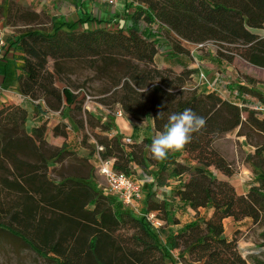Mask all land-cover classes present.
<instances>
[{"label":"trees","instance_id":"trees-1","mask_svg":"<svg viewBox=\"0 0 264 264\" xmlns=\"http://www.w3.org/2000/svg\"><path fill=\"white\" fill-rule=\"evenodd\" d=\"M2 1L0 17L5 25L18 29L5 49L13 47L14 66L20 71L15 90L29 100L35 113L61 112L66 102L85 113L86 119L77 121L79 126L86 121L89 127L110 130V120L91 117L83 110L84 100L70 91L67 66L82 62L107 84L101 105L109 109L118 105L138 121L151 114L157 132L164 130L169 115L186 108L205 118V126L182 150L193 163L180 161L174 152L164 160L154 159L150 149L145 156L140 145L124 143L125 137H106L97 145L104 147L102 158H114L115 170L134 178L135 167L144 169L150 162L158 165L156 180L161 183L170 165V175L176 178L174 197L196 212L212 209L210 217L197 216L175 230L165 248L159 230L145 215L123 207L84 177L52 168L65 159L79 158L65 146L49 145L45 124L28 131L27 108L0 101V230L13 238V244L28 246L53 264H167L169 249L179 250L185 264H264V259L243 257L236 237L224 233L227 218L264 223V117L249 108L264 105V95L239 83L236 98L225 99L216 91L186 87L192 70L176 73L155 64L162 39L173 53L188 54L184 43H213L220 47L216 57L227 63L239 57L264 68V35L257 32L264 28V0H131L134 8L125 28L84 29L37 13L29 5ZM67 125L55 126L53 133L66 136ZM236 128H248L262 137L248 157L255 177L246 194L226 179L234 168L213 145ZM146 202L144 211H156L168 224L165 204L149 198ZM173 222L179 223L176 218Z\"/></svg>","mask_w":264,"mask_h":264},{"label":"crops","instance_id":"crops-1","mask_svg":"<svg viewBox=\"0 0 264 264\" xmlns=\"http://www.w3.org/2000/svg\"><path fill=\"white\" fill-rule=\"evenodd\" d=\"M14 1L20 4L29 5L35 12L45 13L49 17H54L57 21H61V22L66 21L69 23H75V27L77 29L95 28L101 26H108L110 28L119 26L125 28L127 24L131 22L130 13L134 8V5L129 4L131 0H117L114 5H109L101 0H14ZM1 2L2 0H0V3ZM0 26L4 27L6 32L8 33L10 27L5 25L1 17H0ZM257 32L260 35H264V28L258 30ZM15 35L16 33H14L12 37L14 38ZM162 42L164 43L163 45L165 46V48H167L168 51L172 53L171 56L175 59V67H177V70H175L176 73H179L184 69L192 70L193 73L191 74L190 79L194 80V74L197 73L198 68L200 70H202L201 68H204L207 71H211V70L215 71L214 73L216 76L215 78L218 82L216 86H214L213 88L202 87V89H199L198 88L199 85L197 84L195 85L194 88H198L203 92L216 91V93L220 95L222 98L232 100L236 98V94H237L236 89L238 84L249 83L248 80L246 81L245 79L239 76V73L236 69V65L238 66V63L234 64V61L232 63H227L226 61L217 58L214 52L213 53L211 52V56L209 60L206 61L204 58H200V56L197 55L198 52L201 51V48L200 50L199 48L198 50H195V48L193 47V45L195 46V44H189V43H184V46L187 49H189L188 54L173 53L168 42L166 41L167 42L166 43L165 40L161 39L160 44ZM12 48L13 47L4 51V53L0 56V64L4 65V70L0 72V86L2 88V90L0 91V101H11L15 104H19L27 108L28 119L26 121V129L28 131H31V129L34 127L40 126L41 122L44 119H49L46 122L44 121V123L42 122V124H45V134H44L45 141L53 147L60 148L65 146L69 150L75 151L76 156L79 158L77 160L65 159L58 164L52 165V168L54 167L56 170L60 171L63 174L80 175L81 177H84L85 181L89 182L90 184H92L90 181L94 182V184L92 185L100 189L99 185L95 184V177L98 176V173L96 171L97 144L95 147H92L91 150L89 148H85L84 146H82L81 145L82 132H83L81 130L82 127L77 124L76 127L78 129L75 130L73 127H71L69 121L64 117L63 114V108L65 106L68 108L69 107L73 108V106L71 104H67L66 102H63V107L61 112L49 111L46 113H41V112L35 113V111L33 110V105L29 102V100L24 96H22L21 94L17 93V91L15 90L16 84L13 87L10 86L6 88L2 87L1 84L3 82L4 76L5 75L8 76V74H11L9 72V68L11 66L14 68L15 76L20 73V71L16 69L14 66ZM157 55L155 56V64L159 68H170V65L168 64H164V63L158 64L156 60ZM195 56H198V58H196ZM236 58L234 59L235 62L237 60H242L239 57ZM214 81L215 80H213V82ZM261 94L264 95V93ZM248 99L252 100L251 102H256V100L253 97H249ZM40 106L41 109L44 108L42 102L40 103ZM83 110L87 111L91 115V117L95 119L103 118V115L105 114V111L99 112V111H94L92 109L88 110L84 106V104H83ZM110 122L112 124L110 130L108 131H102L98 127H89L86 121L84 122V127L86 129L87 128H90L91 130L93 129L94 132L99 131L100 134L106 136L107 138L130 137L131 141L136 143L137 145H139L143 139H148L152 141L153 138L156 136V134L159 133L154 129L153 118L151 114H149L144 121H138L133 119L128 114L124 113L122 116L119 117L110 116ZM63 124H68L67 127L65 128L67 135L66 136L55 135L53 133V128L55 126H59V128H61ZM150 146L151 144H146L147 149H145V147L142 148V151L145 156L149 155ZM174 153H178L177 159L179 158L180 161L184 160L187 163H193L189 160L188 156L185 153H183V151L174 152ZM168 154H172V152H169ZM81 159H85L86 161L85 164L84 162H81ZM147 166L148 165H146L144 169H147ZM135 168H136L135 179H138L142 184L143 201L140 207L141 212H143L145 209L144 205H147L146 204L147 198L157 203L165 204V207L169 212L170 209L167 207V203H166L167 200H165V195L164 196L161 195V191L165 192L164 194L166 195L174 194L176 187L175 185H172L169 181V179L173 176L170 175V173H168L167 175L168 184L164 186H159L157 185L158 181L156 180L159 173L158 169H155V172L151 170L152 176L148 177L143 172L144 169L137 166ZM210 170L213 169L210 168ZM217 175L221 176V174L219 173H217ZM240 194H244V193H240ZM175 199L178 200L177 198ZM179 203L183 205L185 208L190 209L186 204H182L180 201ZM190 210L193 211L192 209ZM198 210H203L201 211V214H199V216L201 215L200 217L203 216L205 218H208L212 214L211 208H200ZM134 213L138 214L136 212ZM194 219L195 217L192 220ZM179 223L175 225H181L182 227V224Z\"/></svg>","mask_w":264,"mask_h":264},{"label":"rangeland","instance_id":"rangeland-1","mask_svg":"<svg viewBox=\"0 0 264 264\" xmlns=\"http://www.w3.org/2000/svg\"><path fill=\"white\" fill-rule=\"evenodd\" d=\"M0 8L2 10L4 9L3 1L0 3ZM9 27V31L7 33V43L13 39V34L17 33L18 31V29L12 26ZM49 27V23L47 22L46 28L49 29ZM163 44L164 43L162 42L156 60L158 64L164 63L170 65V69L175 72V70H177V67H175V59L171 56L172 53L169 52ZM193 47L195 48V50H198L196 46L193 45ZM219 48L220 47L217 44L206 43L197 55L207 61L211 56V52L216 53V50ZM198 56L195 57L198 58ZM242 60H237L236 62L234 60V64L238 63V66L236 65V69L239 73V76L246 81L248 80L249 84L247 85L253 87L254 90L259 91V93H264V68L255 67ZM48 66L51 70V60H49ZM67 67L68 69L65 72V75L72 84L70 87V91L78 99H83L85 101L86 108L99 112L104 111L105 109L103 108V106H101L100 100L103 99L105 95H107L102 94L101 92L105 87H107V84L101 81L97 77V75H95L94 72L82 62H72ZM201 69L202 70H200L199 68L197 69V73L194 74V80L189 79L186 83V87L194 88L195 85L198 84V88L202 89V87L213 88L217 85L218 82L215 78V71H207L204 68ZM2 70H4V65L0 64V72H2ZM9 72L11 74H8L5 82L1 84L3 88L9 86L13 87L16 84L14 68L12 66L9 68ZM250 79H252L253 82L249 81ZM213 80L215 81L213 82ZM58 84L61 87L64 86L61 81H58ZM1 90L2 88L0 86V91ZM249 101L252 100L249 99ZM115 109L117 108L115 107ZM63 114L64 117L69 121L71 127H73L75 130L78 129L76 127L77 121L81 118L86 119L83 111L80 112L79 110L72 107L68 108L65 106L63 108ZM246 115L247 111L243 110V119L246 118ZM88 119L89 118H87V120ZM48 120L49 119H44L42 122L44 123V121L46 122ZM108 120H110V116L108 117ZM81 130L83 131L81 145L85 148H89L90 150L92 149V147H95L97 143L106 138V136L100 134L99 131L94 132L93 129H86L84 125ZM244 131L248 133V136L240 135V133ZM244 131L236 128L230 132L224 133L214 142L213 145L215 149H217L218 152L229 163H231L232 167L234 168L235 173L230 177H226V179H228V181L234 186L237 192L246 194L255 177L248 162V157L254 152L255 145L258 142L262 141V137L260 135L257 136L248 128L244 129ZM146 144L147 143L142 142L139 145L142 148L145 147V149H147ZM96 163L98 164L97 158ZM155 169H158V165H154L148 162L147 169H144L143 172L148 177H150L152 176L151 170L155 172ZM170 169L171 167L170 165H168L165 170L166 173H164V177L162 180L163 183L158 182L157 185L164 186L168 184L167 175L168 173H170ZM184 178L185 176L182 179ZM169 181L172 185H175L176 178L171 177ZM90 182L94 184V182ZM95 184L99 185L100 189L104 188L106 185L104 178L99 173L98 176L95 177ZM164 193L165 192L161 191V195H165V200H167V207L170 209L168 212L169 219L167 222L168 224L164 222L158 233L161 245L167 248L168 246H170L167 244L168 239L172 237V234L177 228L181 227V225H175V223L173 222L175 218L180 221L179 224H182L183 226L194 217L199 216V214H201V211L203 210H198L197 212L191 211L190 209L185 208L183 205H181L179 201L173 197V194L166 195ZM224 229V233L227 237H236L238 249L243 257L248 259H250L251 257L264 259V223H254L251 219H244L240 222H234L232 219H225ZM13 241L14 240L13 238H11V236L0 230V264H53L52 261L43 259L42 257L38 256L30 247L25 245H14ZM168 251L170 254V258L169 260H167V264L186 263L181 258H179V250L169 249Z\"/></svg>","mask_w":264,"mask_h":264},{"label":"built area","instance_id":"built-area-1","mask_svg":"<svg viewBox=\"0 0 264 264\" xmlns=\"http://www.w3.org/2000/svg\"><path fill=\"white\" fill-rule=\"evenodd\" d=\"M109 5H114L117 0H101ZM7 32L4 27L0 26V56L4 53L7 47ZM206 44V43H205ZM205 44H197L195 45L197 48H202ZM84 101V106H85ZM103 106V105H101ZM240 106L245 107V104H240ZM115 107L117 109H115ZM113 109H109L105 106V114L102 121H107L109 116L119 117L124 114L122 109L117 105ZM252 110L256 112L259 117H264V105H260L258 103L252 104L249 106ZM88 109V108H87ZM90 110V109H88ZM102 117V116H101ZM124 143H130L131 138L125 137ZM104 151V147L102 145H97V160L96 163L98 173L104 178L106 185L101 191L106 195H111L114 197L123 207L128 208L129 210L136 212L138 214H143L146 217V220L150 223V225L159 230L164 221L157 216L156 211H144L141 212V203L143 201V192H142V184L138 179L127 175L121 171H117L114 169V158H102L100 152Z\"/></svg>","mask_w":264,"mask_h":264},{"label":"clouds","instance_id":"clouds-1","mask_svg":"<svg viewBox=\"0 0 264 264\" xmlns=\"http://www.w3.org/2000/svg\"><path fill=\"white\" fill-rule=\"evenodd\" d=\"M206 124L205 118L198 116L192 109L172 113L162 132L153 138L150 152L154 159L164 160L169 152L182 151L192 140V134L200 131Z\"/></svg>","mask_w":264,"mask_h":264}]
</instances>
